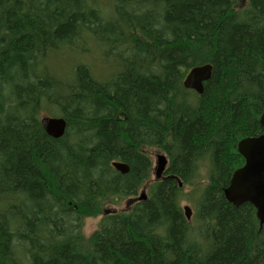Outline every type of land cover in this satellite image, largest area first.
<instances>
[{"label":"trees","instance_id":"1","mask_svg":"<svg viewBox=\"0 0 264 264\" xmlns=\"http://www.w3.org/2000/svg\"><path fill=\"white\" fill-rule=\"evenodd\" d=\"M241 3L112 0L105 20L93 0H0V264L16 263L18 249L26 264H264L255 209L223 196L244 163L237 143L263 132L264 0ZM88 35L113 72L100 80L78 63L51 73L49 54L81 41L88 55ZM204 64L203 93L185 90L188 70ZM46 103L67 123L60 139L40 125ZM151 148L165 151V177L182 186L208 166L198 244L179 207L182 186L168 178L130 211L103 217L80 250L74 235L98 201L135 196L149 179Z\"/></svg>","mask_w":264,"mask_h":264},{"label":"rangeland","instance_id":"2","mask_svg":"<svg viewBox=\"0 0 264 264\" xmlns=\"http://www.w3.org/2000/svg\"><path fill=\"white\" fill-rule=\"evenodd\" d=\"M97 1L99 3V6H101L104 12L106 13L105 20H109L111 17V9L109 10V7L111 5L112 0H93ZM242 3L245 0H241ZM89 3H92V0H89ZM241 3V4H242ZM108 9V10H107ZM81 41H77L71 46L66 45L60 46L59 51L51 52L47 59L45 60V65L48 67L51 73H54L55 75H61L66 74L68 71H70L76 64H85L89 65L90 68L93 69L94 73L97 75V77L100 80H104L108 77L109 73L113 72V68L110 67V61L107 60L105 57V54L102 52H99L98 49L102 50L103 48L106 49L103 45H98V47L93 46V39L90 35L87 37L85 36L83 40V45H87L90 53L87 55L84 53H80L82 51V48L80 47ZM93 50V51H92ZM41 64V63H39ZM40 72V70H38ZM62 76V75H61ZM55 110V108L51 105L45 104V107H43L38 115V118L41 116H51V117H60V114ZM144 154L149 158V160L152 163L151 173L149 179L145 182L143 186H145V192L146 195L149 196L148 187L151 183L154 181V164L156 161V155L157 154H163L167 157L165 151L163 149H144ZM201 162L197 165L198 175L193 179L192 183H194L191 186L183 185L181 187L182 190V196L179 203V207L181 210L183 207L188 206L192 213H191V219L188 222L190 225V232L192 233L189 237V241H193L194 239L198 244V239L195 238L196 236V229L198 227V221L195 218V211H196V200L197 196L199 194V191L197 189L203 188L207 185L206 183V177H207V171L208 166L205 162ZM165 175V174H164ZM162 180V179H161ZM160 181V180H159ZM144 187L140 188L135 196L125 197V198H116V197H106L103 199H100L98 201V213L94 216L86 217L83 219L81 226L79 228L78 234L74 235V243L75 246H77L80 250L89 249V241L92 234L98 229L101 220L103 218V215L105 212L111 213H122L127 212L129 210L126 202L129 200V198H137L140 193L142 192ZM147 189V190H146ZM21 196V197H20ZM18 196V200L16 201L17 209L21 206L22 202H25V196L20 195ZM23 198V199H22ZM2 206V209L6 208V205H0ZM183 212V210H182ZM192 243V242H191ZM25 251L22 255L20 249H18V253H15V256L13 257L14 262L8 263V264H26L25 263Z\"/></svg>","mask_w":264,"mask_h":264},{"label":"water","instance_id":"3","mask_svg":"<svg viewBox=\"0 0 264 264\" xmlns=\"http://www.w3.org/2000/svg\"><path fill=\"white\" fill-rule=\"evenodd\" d=\"M211 74L212 66L210 64L194 66L186 73L182 87L201 95L204 83L210 79ZM39 122L44 133L50 138L60 139L64 136L67 127L65 119L43 115ZM259 125L263 128L262 134L256 137L244 138L237 143V152L243 158L244 164L232 172L228 185L223 190V196L233 207L245 203L250 204L255 209V217L261 228L264 225V112L259 118ZM110 166L121 175H126L130 171L129 166L123 162H111ZM167 168V157L163 154H157L153 169L155 182L168 178L178 180L174 176L164 177ZM178 185L179 187L182 186L179 180ZM143 187L140 195L133 201L147 200L146 187ZM182 210L186 221L189 222L191 209L185 206Z\"/></svg>","mask_w":264,"mask_h":264},{"label":"flooded vegetation","instance_id":"4","mask_svg":"<svg viewBox=\"0 0 264 264\" xmlns=\"http://www.w3.org/2000/svg\"><path fill=\"white\" fill-rule=\"evenodd\" d=\"M41 118V117H40ZM244 164V163H243ZM166 173V172H165ZM166 175H164V177H165ZM175 177V176H174ZM161 181V180H160ZM147 190V189H146ZM133 200H136V198H129V200L126 202V204H127V206H128V208H129V210L128 211H130V209L132 208V206L133 205H135L136 203H138V202H135V201H133ZM114 214H116L114 211L113 212H111V213H107V212H105L104 213V215H103V217H105V216H110V215H114Z\"/></svg>","mask_w":264,"mask_h":264}]
</instances>
